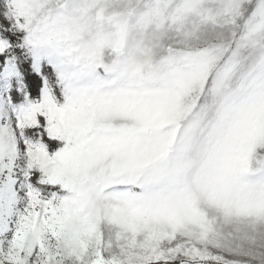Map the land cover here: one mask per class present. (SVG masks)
<instances>
[{"label": "snow or ice", "instance_id": "6c2138e0", "mask_svg": "<svg viewBox=\"0 0 264 264\" xmlns=\"http://www.w3.org/2000/svg\"><path fill=\"white\" fill-rule=\"evenodd\" d=\"M0 264H264V0H0Z\"/></svg>", "mask_w": 264, "mask_h": 264}]
</instances>
